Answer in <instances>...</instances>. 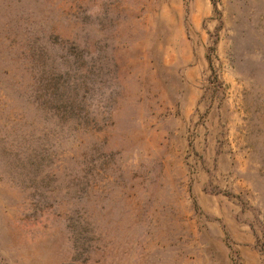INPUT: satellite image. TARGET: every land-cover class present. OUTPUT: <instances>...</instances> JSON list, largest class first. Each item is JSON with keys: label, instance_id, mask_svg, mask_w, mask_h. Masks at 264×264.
Wrapping results in <instances>:
<instances>
[{"label": "rangeland", "instance_id": "rangeland-1", "mask_svg": "<svg viewBox=\"0 0 264 264\" xmlns=\"http://www.w3.org/2000/svg\"><path fill=\"white\" fill-rule=\"evenodd\" d=\"M0 264H264V0H0Z\"/></svg>", "mask_w": 264, "mask_h": 264}]
</instances>
